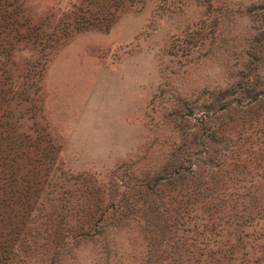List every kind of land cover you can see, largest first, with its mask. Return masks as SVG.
<instances>
[{"label": "rangeland", "instance_id": "obj_1", "mask_svg": "<svg viewBox=\"0 0 264 264\" xmlns=\"http://www.w3.org/2000/svg\"><path fill=\"white\" fill-rule=\"evenodd\" d=\"M0 264H264V0H0Z\"/></svg>", "mask_w": 264, "mask_h": 264}, {"label": "crops", "instance_id": "obj_2", "mask_svg": "<svg viewBox=\"0 0 264 264\" xmlns=\"http://www.w3.org/2000/svg\"><path fill=\"white\" fill-rule=\"evenodd\" d=\"M87 93V92H86Z\"/></svg>", "mask_w": 264, "mask_h": 264}]
</instances>
